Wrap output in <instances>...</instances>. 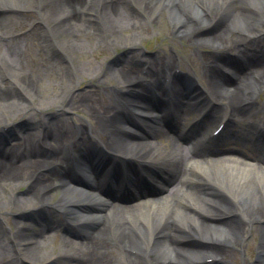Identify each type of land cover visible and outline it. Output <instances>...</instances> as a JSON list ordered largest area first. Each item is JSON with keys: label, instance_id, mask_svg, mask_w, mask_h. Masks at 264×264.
I'll return each instance as SVG.
<instances>
[{"label": "bare ground", "instance_id": "obj_1", "mask_svg": "<svg viewBox=\"0 0 264 264\" xmlns=\"http://www.w3.org/2000/svg\"><path fill=\"white\" fill-rule=\"evenodd\" d=\"M162 9L167 10L174 37L188 43L182 51L194 49L191 57L202 60L201 66L191 63L207 75L208 101L221 103L233 115L264 121V104L253 101L264 91V0H0V13L10 17L0 20V126L21 132L26 127L14 125V115L30 122L27 111L47 104L40 92L48 73L29 67L28 40H43L54 61L42 59L50 72L57 75L59 68L62 76H74L62 63L71 62V52H86L88 38L97 35L109 49L138 47L143 32L128 33L155 28ZM27 21L30 29L20 32ZM137 56L143 71L129 61L123 68L109 64L104 70L126 96L111 93L97 105L89 92L76 93L65 84L58 102L65 112H83L86 122L74 127L61 117L45 120L39 133L22 138L19 132L17 147L0 149V214L14 210L18 219L15 230L6 232L8 244L0 237V264H232L237 253L244 255L255 243L258 256L252 264H264V168L235 158L249 148V133L230 132L236 147L208 148L199 142L187 151L163 123L168 112L180 122L197 111L196 104L182 97L189 83L173 75L182 64L171 53L155 62ZM174 88L178 102L172 110L151 98L154 91L174 94ZM130 107L147 117L135 118ZM211 113L214 121L216 109ZM203 126L206 122L191 125L197 132ZM194 137L193 132L187 136ZM217 139L210 135L211 142L227 141ZM263 141L259 135L252 145L255 159H264ZM98 156L102 158L96 163ZM173 158L180 163L178 169L148 194L143 190L128 200L117 199L118 204L112 203V193L102 191V181L116 180L124 172H130L129 181L137 185L139 168H169ZM17 188H24L23 194L15 195ZM116 189L123 192L122 183ZM57 190L64 194L53 209L64 212V231L74 236L52 249L45 225L39 233L35 225L21 221L33 215L35 204L49 205ZM3 196L11 204L5 205Z\"/></svg>", "mask_w": 264, "mask_h": 264}, {"label": "rangeland", "instance_id": "obj_2", "mask_svg": "<svg viewBox=\"0 0 264 264\" xmlns=\"http://www.w3.org/2000/svg\"><path fill=\"white\" fill-rule=\"evenodd\" d=\"M159 14V15H158ZM157 16H159L160 24H158L155 28L153 26H148L146 29L137 28V29H131L128 34L132 32H143L144 39L141 43H139L138 47H126V48H119V49H109V47L106 45V43L103 41L102 38L98 37L97 35H93L90 38L86 40L87 49L86 52H71V62L69 63H62V66L67 68L69 70H72V73L76 72V75L69 77L62 76V71L59 70V68H55L57 75L50 72V70L47 67V64L42 61L46 60L50 63L54 62L52 57H49L46 53L45 48H42V40H28L27 45L30 47V51L26 52V61L29 64V67L34 69L36 73L42 72L43 70H46L48 73V76L43 80L42 85L44 86V89L41 90V94L43 95L45 99L44 106L39 107L37 105L34 106L33 109L28 110V114L31 116L32 121L28 122L25 117H22L21 114L14 115L11 120V122L14 125L21 124L27 129H23L21 132L20 130H16L15 126H10L3 124L0 126V133L1 135H4L8 138V140H12L15 138V136L19 133L20 136L26 137L28 133L35 132L38 130L39 123L41 120L45 119L47 121L57 122L59 117L65 119V121L71 125L74 126L77 125L79 122H86V116L83 114V112L79 110H70V111H63V105L59 103L57 95L63 92V86L69 85L73 86L75 88L76 93H86L89 92L91 94V97L93 100L98 103H104L105 102V95H110L111 93H115L118 96L125 95L123 92L118 91L115 89L114 86H116L117 81L113 79L112 76H109V74L104 75V70L109 67L108 65L113 67V69H119L123 68L125 64L131 61V67L134 69H138L139 71H143V62L138 61L139 58L136 57L138 54H141L144 59H148L150 62H155L156 59H158L159 55L162 57L163 55H168L169 53L173 54L176 60L180 61L179 64L182 66L175 68L174 73L177 71L178 78H185V74H192L191 72H197V69H195L192 66V63L196 66L202 65V60L199 57H191L193 53H195L194 49H186L182 51L188 43L185 42L180 37H174L173 33L171 31V23L170 19L168 18L169 15L167 13V10L165 9L163 12V9L160 13H158ZM204 16H207V12L202 13ZM201 14V15H202ZM2 19H7L2 18ZM25 28L21 30L20 32H26L30 27L28 28L29 22H24ZM146 25V23H145ZM16 29H13L15 31ZM217 30V29H216ZM95 39H94V38ZM105 44H104V43ZM107 47H106V46ZM106 47V48H105ZM43 51H39V50ZM92 49V50H91ZM202 50V49H200ZM135 51V52H134ZM135 60V61H134ZM134 61V62H133ZM192 62V63H191ZM114 63V66H113ZM197 67V66H196ZM255 71V70H253ZM204 75L199 74V77L203 80L204 84L209 87V81L207 77H203ZM228 79V78H226ZM97 81L105 82V85L97 84ZM109 85H108V84ZM126 96V95H125ZM254 101L258 104H264V91L260 92L259 96L254 98ZM261 101V102H260ZM47 106V108H46ZM41 108V109H40ZM194 116V114H190L188 119L185 121H180L178 123H174V127L181 125L182 123L188 121ZM26 119V120H24ZM240 118L236 116L234 118L235 123ZM240 125V123H239ZM237 128V127H235ZM229 129H232L229 128ZM227 130L229 132L230 130ZM12 143V142H11ZM216 143H212L211 146H214ZM224 144L227 146L230 145L229 141L224 142ZM231 146V145H230ZM251 149V147H249ZM245 152V153H244ZM244 152H240V155H236L235 158H238L240 160H244L245 156L248 158L254 157L250 151L245 150ZM246 154V155H245ZM234 157V156H233ZM174 159V158H173ZM251 159V158H250ZM247 162L254 166H259L258 163H254L252 160H247ZM202 172V171H201ZM204 172V171H203ZM24 192V188H17L15 191V195H21ZM64 194V191L57 190L53 193L51 201L49 205L44 207L45 205L40 206L39 204H35L32 212L33 215L29 218H25L23 223H26L27 225H31L33 227L35 221H37L38 226L33 227L40 233V229L44 228V224L41 222L38 223L37 216L39 219H44L46 213H51V210L49 206H54L55 202L58 198L62 197ZM3 200L5 202V205H9L10 199L7 198V196H3ZM139 201H135L132 203H137ZM113 203H118V201H115ZM39 208V209H38ZM38 209V210H37ZM13 211V213H12ZM22 211V210H20ZM39 211V212H38ZM19 212V211H17ZM38 212V213H37ZM21 213V212H20ZM49 218V217H48ZM63 214H54L53 222L45 225L47 228V231H45L44 235L49 236L51 240L49 243L52 245V249L56 248L61 244L62 239L69 238L70 236H74L68 232L63 231V227L65 225V222L63 219ZM20 221V220H19ZM18 222L17 214L14 210H10L6 213L0 214V226L2 228L0 233L1 236H5L6 232H13L15 230V224ZM49 228V229H48ZM84 232V231H83ZM86 233V232H84ZM250 238V236H249ZM248 238V239H249ZM6 244L7 242V236L3 238ZM76 240V239H75ZM79 241V239H77ZM257 244V243H255ZM253 245L251 248H248L244 251V255H238L237 258L234 259V264H252L257 260V251L255 250V246ZM13 245L10 243L9 248L11 249ZM13 249V248H12ZM11 249V250H12ZM244 258V259H243ZM22 264V263H21ZM23 264H32V263H23Z\"/></svg>", "mask_w": 264, "mask_h": 264}]
</instances>
